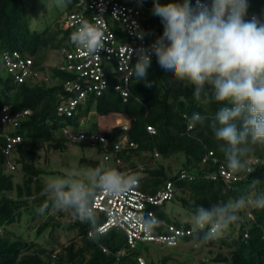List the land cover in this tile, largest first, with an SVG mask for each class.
<instances>
[{
	"label": "trees",
	"instance_id": "obj_1",
	"mask_svg": "<svg viewBox=\"0 0 264 264\" xmlns=\"http://www.w3.org/2000/svg\"><path fill=\"white\" fill-rule=\"evenodd\" d=\"M124 1L140 8L145 29L151 33L149 37H153V33L156 37L162 35L161 20L152 15L153 0H142V4L140 0ZM159 2L166 4L172 0ZM263 2L248 0L246 19L262 12ZM64 22L65 19L50 23L43 30H33L23 0H0V107L9 106L13 114L31 110L15 127L0 120V264H140L139 256H143L147 264L149 258L150 264H158L148 250L151 244L140 241L135 247L130 246L122 228L112 227L94 240L89 235L93 231L91 225L77 219L71 210L50 207L44 215L37 213L36 209L48 199L41 195L48 173L40 163L43 148L63 150L69 142L102 146L112 156L110 162L103 163L115 169L135 168L134 173L140 180L138 186L144 191L155 193L172 182L173 198L155 209L162 219L184 228L193 227L192 220H180L174 213L167 215V202L173 201L194 215L199 205L207 208L244 195L253 179L261 181L258 191L264 192V145L253 146V151L245 158L253 172L234 174L229 179L222 176L220 166L226 167V160L219 150L221 142L215 140L209 127L221 105L195 100L193 89L184 88L181 83L169 85L173 73L162 69L157 58L152 60L148 70L153 87H145L142 81L138 83L131 77V95L127 100L109 87L100 96L92 95L72 116L58 114L59 95L68 74L59 69L60 61H50V53L59 51L69 41ZM14 50L32 60V72L22 81L15 78L4 62L5 51ZM4 71L8 74H3ZM194 112L208 119L190 130L186 117L190 118ZM107 115H122L128 122V130L124 129L125 123L100 129L97 118ZM151 124L156 129L154 133L148 130ZM79 127L103 133L108 142L93 144L72 140L65 133L66 128ZM124 135L137 145L116 152L115 144ZM17 136L20 140L12 142ZM9 143L12 146L7 154L4 149ZM114 155L121 158L120 164L115 163ZM174 160L181 164L176 170L171 164ZM104 216L97 210V226L104 221ZM238 216V221L229 228L232 230H226L217 239L202 242L207 231L204 229L180 237L176 245H156L178 248L182 243H190L211 247L219 243V249H210L209 255L198 264H264V209L248 207ZM37 218L39 221L35 224ZM49 228L52 232L59 229L70 235L68 241L61 242L56 237L51 248L37 242ZM162 231L167 229L162 226ZM122 249L124 253L119 255ZM166 259L168 257L164 261Z\"/></svg>",
	"mask_w": 264,
	"mask_h": 264
},
{
	"label": "clouds",
	"instance_id": "obj_2",
	"mask_svg": "<svg viewBox=\"0 0 264 264\" xmlns=\"http://www.w3.org/2000/svg\"><path fill=\"white\" fill-rule=\"evenodd\" d=\"M64 0H57V5ZM142 4V0H140ZM248 0H172L161 4L153 0L152 15L159 17L163 33L148 46L129 47V60H136L129 76L145 87H153L149 80L152 56L165 71L173 73L169 85L181 83L193 89V97L205 103L221 106L211 118L209 127L231 174H250L254 171L245 159L253 146L264 145V20L248 15ZM113 17L119 19L114 12ZM79 27L71 33L70 42L97 57L105 48L104 32L80 18ZM143 41L151 33L134 25L131 33ZM128 67V65H125ZM188 119L191 130L203 125L208 117L199 112ZM261 183L253 179L244 195L226 203L209 207L199 205L192 217L193 230H204L202 242L219 238L238 219V213L248 207L264 209ZM139 176L121 172L101 162L83 171L71 169L65 175L50 178L41 195L48 197L37 209L44 215L50 207L71 210L82 222L91 225L90 237L98 239L103 233L97 229L96 200L100 196L120 197L138 187ZM141 230L151 234L160 221L152 213L135 217ZM182 235V234H181Z\"/></svg>",
	"mask_w": 264,
	"mask_h": 264
},
{
	"label": "built area",
	"instance_id": "obj_3",
	"mask_svg": "<svg viewBox=\"0 0 264 264\" xmlns=\"http://www.w3.org/2000/svg\"><path fill=\"white\" fill-rule=\"evenodd\" d=\"M193 3H195V0H193ZM72 4L74 7L69 10L64 22V27L68 30L69 35L79 27V19L84 18L103 31L106 37L109 33H112V38L105 41V48L100 50L98 53L99 57L87 53L84 49H78L70 42V38L59 49V69L66 72L68 77L63 82V92L59 95L60 103L57 111L58 114L65 116H72L78 107L84 106L92 95L100 96L109 87H113L114 90L123 96L124 100H127L129 95H131L129 69L136 60L134 52L131 60H129V47L136 49L142 44L148 46L157 38L156 33H153V37L146 36L141 41L131 34L134 25H138L140 29L147 32L141 19V10L135 4L124 0H73ZM261 10L262 12L259 14L254 13L249 17L251 18V16L255 15L264 20V2L261 5ZM114 12L118 14L119 19L113 17ZM154 58H156L155 55L152 56V60ZM4 62L19 81H22L23 78L32 72L30 69L31 58L23 57L17 50L5 51ZM125 65H128V67H125ZM34 74L39 76L38 72ZM30 112V109H24L13 114L9 106L4 105L0 107V120L7 126L15 127L18 125L19 119ZM83 122L84 119H82L81 124ZM124 129L128 130L127 123L124 124ZM148 130L152 133L156 131L152 124L148 125ZM65 133L72 140H86L93 144L98 142L106 144L108 142V138L103 133L90 132L82 127L75 130L66 128ZM18 140H20L19 136L13 138L12 142ZM136 145L134 141L128 139L127 135H124L115 144V151ZM11 146L12 143H9L4 149L7 154L11 150ZM114 156L116 158L115 163L120 164L122 162L121 158ZM111 158L110 154L105 153L102 162L108 163ZM9 165L14 169V165L11 162H9ZM117 170L134 173L135 168H117ZM220 172L222 176L228 179L234 176L224 165L220 166ZM185 175L183 173V176ZM138 185H140V180ZM173 196L174 186L170 181L155 193H148L138 186L132 192L120 197L100 196L96 200V210L103 212L105 219L98 224L97 229L100 233L106 232L112 227L124 229L128 243L132 247H135L140 241L163 244L165 246L176 245L180 237L192 234L196 230H193V227H179L158 216L155 207L162 205L165 201L173 198ZM149 213L154 214L161 223L151 234H146L141 230L135 217L140 215L147 216ZM162 226L167 231H162ZM123 253V249L118 252L119 255ZM138 260L140 264H147L143 256H139ZM116 264L121 263L117 262Z\"/></svg>",
	"mask_w": 264,
	"mask_h": 264
},
{
	"label": "rangeland",
	"instance_id": "obj_4",
	"mask_svg": "<svg viewBox=\"0 0 264 264\" xmlns=\"http://www.w3.org/2000/svg\"><path fill=\"white\" fill-rule=\"evenodd\" d=\"M73 0H64L63 3L57 5V0H23L27 14L30 18V27L33 30H43L48 24L56 21H62L66 18L69 10L73 9ZM165 2V0H161ZM163 4V3H161ZM50 61L59 62V53L54 51L50 53ZM3 74L7 75V71ZM94 117V114H93ZM96 118V116H95ZM100 129H111L112 126L120 123H128L122 115H107L97 118ZM106 153L105 148L98 145H81L80 143L69 142L63 150H41L40 163L48 170L45 178L48 181L50 178L63 176L69 170L75 168L83 171L87 168H94L104 160ZM174 170L181 164L176 160L171 162ZM106 165V164H105ZM167 215H174L180 220H192L193 214L183 210L173 201L167 202L165 206ZM39 221L37 218L35 224ZM232 230V229H228ZM59 237L61 242H67L70 235L60 232L59 229L52 232L49 228L42 238L36 239L43 245L51 248L55 244V238ZM148 250L152 254V259L158 264H198L201 258H206L209 255L210 249L217 251L220 247L219 243L208 246L192 245L190 243H182L178 248L162 247L155 243H148ZM168 257L164 261V258ZM150 258L148 259V264ZM219 264V263H218Z\"/></svg>",
	"mask_w": 264,
	"mask_h": 264
}]
</instances>
